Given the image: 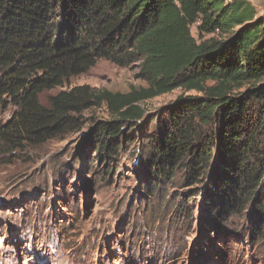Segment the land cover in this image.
Here are the masks:
<instances>
[{
	"label": "trees",
	"instance_id": "trees-1",
	"mask_svg": "<svg viewBox=\"0 0 264 264\" xmlns=\"http://www.w3.org/2000/svg\"><path fill=\"white\" fill-rule=\"evenodd\" d=\"M100 60L139 62L147 87L77 86L41 102ZM176 89L196 95L155 117L139 150L150 192L184 169L188 186L209 178L204 208L241 215L250 204L264 220V15L251 2L0 0V107L12 108L0 153L78 131L80 114L105 104L110 120L90 129L88 142L98 159L115 162L144 117L139 104Z\"/></svg>",
	"mask_w": 264,
	"mask_h": 264
},
{
	"label": "rangeland",
	"instance_id": "rangeland-1",
	"mask_svg": "<svg viewBox=\"0 0 264 264\" xmlns=\"http://www.w3.org/2000/svg\"><path fill=\"white\" fill-rule=\"evenodd\" d=\"M246 1L264 15V0ZM191 34L198 38L196 26ZM139 68L100 60L40 100L77 86L112 93L146 88ZM194 95L176 89L140 103L145 114L134 141L115 162L98 159L88 142L89 130L110 120L105 104L80 114L78 131L42 147L1 152L0 264H264V232L256 235L264 220L250 204L241 215L204 208L209 178L188 186L184 169L148 188L139 150L154 132L152 120ZM11 114L0 107V124Z\"/></svg>",
	"mask_w": 264,
	"mask_h": 264
},
{
	"label": "built area",
	"instance_id": "built-area-1",
	"mask_svg": "<svg viewBox=\"0 0 264 264\" xmlns=\"http://www.w3.org/2000/svg\"><path fill=\"white\" fill-rule=\"evenodd\" d=\"M252 1H254V0H252Z\"/></svg>",
	"mask_w": 264,
	"mask_h": 264
}]
</instances>
